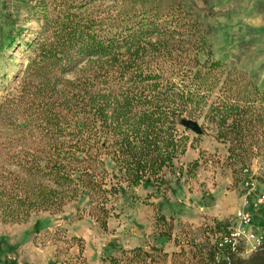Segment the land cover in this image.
<instances>
[{"label": "trees", "instance_id": "1", "mask_svg": "<svg viewBox=\"0 0 264 264\" xmlns=\"http://www.w3.org/2000/svg\"><path fill=\"white\" fill-rule=\"evenodd\" d=\"M133 4L40 0L41 32L30 43L35 46L23 79L0 99L3 221L62 210L87 194L106 226L116 194L137 186L175 193L181 187L178 160L189 139L181 115L206 109L220 135L230 136L227 119L244 106L235 72L213 56L208 26L186 0ZM7 28H0V48L13 43V23ZM169 174L176 175L175 185ZM40 222L35 220L36 232ZM172 225L156 205L159 234L172 238ZM229 231L213 241L176 236L180 250L172 256L187 254L189 264H264V240L244 256L239 244L220 245ZM121 251L110 257L114 264H162L171 254L156 244Z\"/></svg>", "mask_w": 264, "mask_h": 264}, {"label": "rangeland", "instance_id": "2", "mask_svg": "<svg viewBox=\"0 0 264 264\" xmlns=\"http://www.w3.org/2000/svg\"><path fill=\"white\" fill-rule=\"evenodd\" d=\"M116 1L140 6L146 2L167 5L173 0ZM186 2L208 26L213 56L226 62L227 72H235L238 101L244 108L239 116L228 117L230 136L220 135L217 122L205 116L206 109L192 117L181 115L179 121L189 139L178 160L184 173L176 193L150 185L118 193L109 202L112 214L106 226L92 210L87 194L68 201L62 210H42L26 221L0 219V264H114L110 257L121 256L122 248L149 249L152 244L171 253L162 264H189L187 254L172 256L180 250L176 236L213 241L230 229L241 232L237 236L240 245L248 230L264 235V201L255 204L264 193V0ZM39 5L40 0H0V28L5 33L8 25L14 26L10 31L13 43L0 48V99L16 91L23 79L35 46L30 43L41 32ZM186 43L179 45L189 46ZM188 120L197 126L188 125ZM107 166L114 168L112 163ZM169 177L175 185L176 175ZM156 205L173 220L172 238L159 234ZM244 206L252 215L249 224L236 214ZM36 219L41 221L37 232ZM118 264L152 263L124 259Z\"/></svg>", "mask_w": 264, "mask_h": 264}, {"label": "built area", "instance_id": "3", "mask_svg": "<svg viewBox=\"0 0 264 264\" xmlns=\"http://www.w3.org/2000/svg\"><path fill=\"white\" fill-rule=\"evenodd\" d=\"M254 188V187H253ZM257 200L255 201V204L257 205L258 203L264 201V193H260L258 197L256 198ZM237 216L241 218V220L244 223H251L252 221V215L249 210H247L244 207L238 209L237 211ZM240 231L236 230H230L229 233H225L222 235V239L220 241V245L222 244H238L237 242V236L240 234ZM264 240V235L257 234L252 230H248V232L245 233V240L242 241V244H240L241 248H243L242 252H248L251 253L254 251L257 246L261 244V242Z\"/></svg>", "mask_w": 264, "mask_h": 264}, {"label": "water", "instance_id": "4", "mask_svg": "<svg viewBox=\"0 0 264 264\" xmlns=\"http://www.w3.org/2000/svg\"><path fill=\"white\" fill-rule=\"evenodd\" d=\"M187 124L191 125L192 127H194V126L196 127L197 126V123L195 121L193 122L191 120H188Z\"/></svg>", "mask_w": 264, "mask_h": 264}]
</instances>
